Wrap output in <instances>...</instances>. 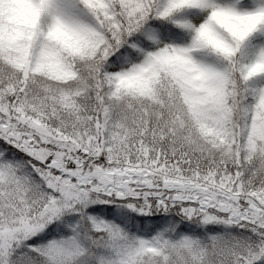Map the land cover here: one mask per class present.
I'll return each instance as SVG.
<instances>
[{"label": "snow or ice", "instance_id": "6c2138e0", "mask_svg": "<svg viewBox=\"0 0 264 264\" xmlns=\"http://www.w3.org/2000/svg\"><path fill=\"white\" fill-rule=\"evenodd\" d=\"M0 264H264V0H0Z\"/></svg>", "mask_w": 264, "mask_h": 264}]
</instances>
